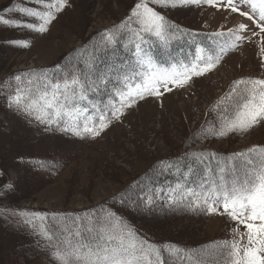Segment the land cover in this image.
Returning <instances> with one entry per match:
<instances>
[{
  "label": "rangeland",
  "instance_id": "1",
  "mask_svg": "<svg viewBox=\"0 0 264 264\" xmlns=\"http://www.w3.org/2000/svg\"><path fill=\"white\" fill-rule=\"evenodd\" d=\"M136 2L68 0L69 6L43 34L0 24V264H57L52 244L67 240L68 233L75 232L74 216L79 227L81 217L110 210L120 217L124 215L133 228L136 221L145 225L147 220L144 221L141 212L132 211L134 206L130 200L126 202L130 204L128 210L120 209L112 200L160 160L186 150L211 149L229 155L246 151L253 145L264 146V124L243 134L233 132L224 137L206 132L218 124L217 112L211 109L229 92L234 80L264 78L256 37L253 38L256 43L245 41L215 70L193 79L189 87L138 101L98 137L60 131L65 119L59 123H41L8 107L7 96L14 94L17 87V82L14 87L7 83L10 74L23 76L25 71L42 70L57 78L51 74L55 69L77 67L84 59L88 60L95 46L92 42L98 43L106 30L118 29V40L127 47L128 28L133 25L125 28L122 22H126ZM18 3L37 6L35 0H0V14L16 18L15 11L4 13L2 10ZM149 6L162 11L174 23L195 30L217 31L223 26L225 31L238 22L246 23L229 10L207 5L167 10L151 3ZM11 41H27L29 46L22 47ZM53 159L56 167H52ZM48 211L59 215V221L73 224L71 229L59 224L60 231L56 238L52 236L51 244L43 235L45 230L41 225L43 214ZM167 220L169 224L163 231L147 234L151 240H173L178 235L183 239L190 235L191 226L196 228L191 234L192 238H198V249L207 246L211 251L215 248L214 242L220 239H240L233 234L236 224L219 214L171 215ZM11 225L15 228L14 235L5 232ZM148 226L159 227L155 222ZM244 231L240 226V232ZM82 235L89 237L88 233Z\"/></svg>",
  "mask_w": 264,
  "mask_h": 264
},
{
  "label": "snow or ice",
  "instance_id": "2",
  "mask_svg": "<svg viewBox=\"0 0 264 264\" xmlns=\"http://www.w3.org/2000/svg\"><path fill=\"white\" fill-rule=\"evenodd\" d=\"M150 3L164 10L207 5L230 10L249 23L238 22L226 31L221 26V30L207 33L201 40L198 39L200 33L181 28L162 11L149 6ZM35 4L36 7L19 3L5 7L4 13L15 11L18 16L12 18L0 14V24L43 34L69 6L68 0H35ZM241 5L250 6V10H244ZM129 24L133 26L128 28ZM122 25L129 31L127 47L132 53V62L108 66L104 71L96 67L98 53L118 43L119 30H106L101 36L102 43L94 46L84 70L68 67L62 69L57 78L50 77L47 71L16 75L17 87L14 94L7 96L8 107L46 124L59 123L66 117L60 131L98 137L138 101L159 98L163 92L189 87L194 78L215 70L228 52L236 50L245 40L256 43L253 38H258L261 67L264 68V0H137ZM177 33L180 37L191 38L189 46L195 49L194 58L178 62L170 58L161 62L150 47H145L148 44L146 36H154L167 46L172 39L180 38ZM11 43L29 46L27 41ZM109 84L113 87L108 103L101 105L89 99V92L107 89ZM84 101L88 106H83ZM211 111L217 112L218 124L206 130L208 135L243 134L264 124V78L234 80L229 92ZM190 155L198 164L204 165V175L195 186L189 187L186 182L170 188L164 197L169 208L226 216L236 224L233 234L239 235V240L214 242L215 248L211 251L207 246L196 250L156 244L109 210L95 219L90 215L81 217L85 224L77 227L74 233L69 232L67 240L52 244V255L57 264H209L210 261L211 264H264V146L253 145L246 151L228 156L214 152ZM212 161L216 162L215 166ZM192 172L189 168L183 175ZM162 191L145 192L143 197H138L139 202L146 208L151 207ZM240 226L244 227V232H240ZM83 233H88L90 238ZM43 235L51 244L53 238L46 230Z\"/></svg>",
  "mask_w": 264,
  "mask_h": 264
},
{
  "label": "trees",
  "instance_id": "3",
  "mask_svg": "<svg viewBox=\"0 0 264 264\" xmlns=\"http://www.w3.org/2000/svg\"><path fill=\"white\" fill-rule=\"evenodd\" d=\"M92 44L96 45V44H100V42L96 43V41H93ZM88 50H90V47L85 51L87 52ZM101 52L102 51H100L98 53V59L96 61V66H98L97 68H99V66H101L103 62L106 63V61L108 59L110 62L113 59L112 57L106 58V55L108 53V49L106 51H104L102 54H101ZM113 62H115L114 59H113ZM200 152H208V151L207 150H201ZM52 161H53L52 165H56V161L54 159ZM173 161H176V165L171 169V171L174 172V174L176 175L177 181L185 180V182L186 181L188 182L187 184L189 187H192L194 185V182H195L197 175L199 178H201L204 175V172H205L204 165L199 164L198 166H196L195 163H197V162L194 160V158L190 159V157H188V158L176 157L173 159ZM189 168L193 169V172L188 176L183 175L185 173H188ZM199 173H200V176H199ZM164 177H165L164 173L155 172L151 176V178L149 180V184L152 185L153 187H155L158 184L163 182ZM139 210L142 213L144 221L147 220V222L145 221V225H144V224H141L140 222L136 221L134 229L141 236H143L145 239H147L148 241H150L152 243H156V244H162V245L163 244H172V245H178L182 249L183 248H191V249L199 250L196 247V243L198 241V238H192L193 235L191 234L192 231L196 230V228L194 226H191V229H189L190 235L189 236H183V239L181 238L180 235H178L173 240L153 241L148 237L147 234L160 233L161 231H163L165 225L169 224V222H168L169 220H167V219H169L171 215L178 216V217H184V216L201 217L202 215H204V213L173 211L169 208L168 201H165V202L155 201V204L153 206L147 207V208L142 207ZM43 215H44L43 216L44 221L41 223V225L44 228V230H46L48 232V235L51 237L53 236L54 238H56V235L60 231L59 230L60 229L59 224L64 225L69 229L73 228V224L71 221H66V222L65 221H62V222L59 221L58 220L59 215H56V214L49 212V211L44 213ZM92 217L95 219L96 217H98V213ZM73 220L77 221V227H78L77 217L74 216ZM82 221H85V220H82ZM82 221H80L79 226L83 225ZM150 222H155L156 224L159 225V227H151L150 228L148 226V223H150ZM179 224H181V223H179ZM176 227H178V226H176ZM14 229H15L14 226L11 225L10 229H5V232H10L11 234L14 235ZM187 237H190L189 241H186ZM194 242H195V244H194ZM177 264H178V262H177Z\"/></svg>",
  "mask_w": 264,
  "mask_h": 264
}]
</instances>
